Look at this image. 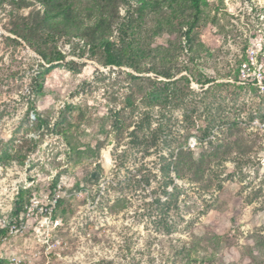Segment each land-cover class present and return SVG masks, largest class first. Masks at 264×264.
<instances>
[{
  "label": "rangeland",
  "instance_id": "obj_1",
  "mask_svg": "<svg viewBox=\"0 0 264 264\" xmlns=\"http://www.w3.org/2000/svg\"><path fill=\"white\" fill-rule=\"evenodd\" d=\"M206 1L215 33L207 22L192 32L206 51L187 52L180 33L156 34L150 46L178 44L174 78L214 82L200 89L189 77L181 102L131 107L123 102L131 84L103 64L101 47L44 25L38 0H0V227L18 187L24 197L58 195L55 234L72 260L52 264H264V0ZM137 4L117 8L116 48ZM119 108L132 121L147 117L137 138L127 134L133 125L117 134ZM180 143L209 164L177 179L166 165ZM13 244L29 253L40 243ZM188 247L204 260L180 251Z\"/></svg>",
  "mask_w": 264,
  "mask_h": 264
},
{
  "label": "trees",
  "instance_id": "obj_2",
  "mask_svg": "<svg viewBox=\"0 0 264 264\" xmlns=\"http://www.w3.org/2000/svg\"><path fill=\"white\" fill-rule=\"evenodd\" d=\"M124 0H84L81 9L73 4V0H38L43 7V16L41 17L44 25L51 23L57 28L61 26L64 32L74 33L81 38H86L90 44H95L102 48L104 54V65L118 67L117 73H124L126 80L131 84L128 93L125 94L123 102L128 106H133L136 101L145 103L146 106L154 107L164 105L165 103L175 100L181 102L187 95L189 87V77L192 78L203 89L205 85L214 82V79H204L193 77L188 72L174 78L172 65L177 60L178 44L173 43L172 46H150V39L156 34L164 32L169 36L180 33L185 38V48L187 52L192 54L195 50H207L203 41L193 42V29L199 22H207L208 31L215 33L212 25V16L208 12V2L206 0H137L138 4L134 9V14L127 20L125 24L126 34L121 45L116 48L114 42L109 38L111 33V23L116 19L117 8ZM94 17L91 23L85 24L84 20ZM150 22L147 29H143L144 21ZM86 26V27H85ZM39 52L38 49H36ZM194 52V53H193ZM42 58H47L41 53ZM52 58H48L50 60ZM54 60H60L59 56ZM145 60H149L145 63ZM122 67L131 69L132 72H124L120 70ZM120 68V69H119ZM184 71L187 67L182 65ZM179 69V70H181ZM177 70V71H179ZM152 73V77L143 75ZM178 73V72H177ZM211 86V85H210ZM41 85H38V89ZM203 91V90H202ZM73 108L67 105L68 112ZM28 110H32L35 114L36 121L41 126L46 121L41 119L40 115L35 111L31 104ZM121 108L114 112L113 126L118 135L122 136L124 131L128 130L132 125L134 128L127 134L132 139L141 131L145 118L143 113L137 121H132L121 113ZM58 123L69 124L68 116L61 115ZM158 130V129H156ZM155 130V131H156ZM137 138V137H136ZM167 135L163 141H168ZM186 140V138H184ZM186 141H184V144ZM169 165L167 170L172 168L175 178L180 179L186 173L198 174L206 164L204 158H194L189 149L183 148V143L168 153ZM172 158V160H171ZM26 190H19L14 200V206L11 214H17L21 209ZM29 195V194H28ZM6 234L5 229H0V241ZM191 257L202 258L198 256L196 251L188 248H181Z\"/></svg>",
  "mask_w": 264,
  "mask_h": 264
},
{
  "label": "built area",
  "instance_id": "obj_3",
  "mask_svg": "<svg viewBox=\"0 0 264 264\" xmlns=\"http://www.w3.org/2000/svg\"><path fill=\"white\" fill-rule=\"evenodd\" d=\"M18 193V187L13 188L11 199L16 198ZM57 196L46 201L35 193L27 195L20 211L11 214L9 220L0 227L6 230L0 241V257H4L8 264L31 263L41 257H44V264L72 260L63 254L64 247L55 234L61 224V219L54 215ZM13 241H35L40 244L33 247L29 253H25L14 245Z\"/></svg>",
  "mask_w": 264,
  "mask_h": 264
}]
</instances>
